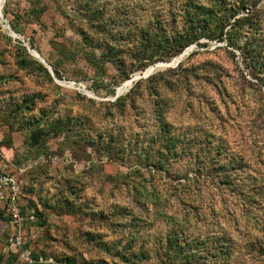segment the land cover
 <instances>
[{"label": "rangeland", "instance_id": "obj_1", "mask_svg": "<svg viewBox=\"0 0 264 264\" xmlns=\"http://www.w3.org/2000/svg\"><path fill=\"white\" fill-rule=\"evenodd\" d=\"M0 172L36 259L264 264V0H4Z\"/></svg>", "mask_w": 264, "mask_h": 264}, {"label": "built area", "instance_id": "obj_2", "mask_svg": "<svg viewBox=\"0 0 264 264\" xmlns=\"http://www.w3.org/2000/svg\"><path fill=\"white\" fill-rule=\"evenodd\" d=\"M21 187L15 176L0 172V203L3 205L7 215L11 218V223L15 227V233L11 239L13 251L19 254V260L23 264H75L61 262L54 259L44 260L43 258H34L31 251L24 248L25 241L22 228L27 220L20 205ZM28 219H35L34 215Z\"/></svg>", "mask_w": 264, "mask_h": 264}, {"label": "trees", "instance_id": "obj_3", "mask_svg": "<svg viewBox=\"0 0 264 264\" xmlns=\"http://www.w3.org/2000/svg\"><path fill=\"white\" fill-rule=\"evenodd\" d=\"M1 2H2V0H0V4H1ZM211 12L212 11L206 12L209 17L211 16ZM245 22H246L245 17H238V18L235 19L234 22L228 23L227 26L230 25L233 30L234 29H237V28L241 30V29H244L246 27L245 26ZM231 35L233 36V34H231ZM221 36H223V31H221ZM229 42L231 44V40H229ZM188 45L189 44H185L184 46H180L179 48L174 49L173 52H171L169 56H167V57H161L159 60H161V61H168V62L172 61L176 56H179L180 54H182L183 51H184V49ZM31 47L32 48H35L33 46V44H31ZM18 48H19L20 53L22 54V56H21V59L22 60L20 62L23 64V67L24 68L29 67L31 64L37 65L52 80V76L49 73L48 69L41 62H39L38 60H36V58L31 57L29 55V53L27 51V48L25 46L19 45ZM51 66H52L54 75L56 77H60V71H59V69L56 66H53V65H51ZM35 136H36V134L33 135V137H35ZM12 264H14V262H12Z\"/></svg>", "mask_w": 264, "mask_h": 264}, {"label": "water", "instance_id": "obj_4", "mask_svg": "<svg viewBox=\"0 0 264 264\" xmlns=\"http://www.w3.org/2000/svg\"><path fill=\"white\" fill-rule=\"evenodd\" d=\"M12 35L13 36H17V34L12 30ZM28 50H29V52L36 58V59H38L47 69H48V71H49V73L51 74V76L53 77V79L55 80L56 78H55V75H54V72H53V69H52V67H51V65L36 51V50H34L33 48H31V47H28ZM188 49L186 50V51H184L182 54H180V56H183L184 54H186V53H188ZM174 60H175V58L172 60V61H170V62H161V63H165V64H167V65H172V66H176V65H178V63H176V64H174ZM161 63H158L157 65H159V64H161ZM157 65H154L153 66V68L155 67V66H157ZM150 73L151 72H149V73H146V70L144 71V73L143 74H140V75H138V76H136V77H134V79L135 78H138V79H141V78H147L148 76H150ZM117 97H119V94L117 93L116 94V98Z\"/></svg>", "mask_w": 264, "mask_h": 264}, {"label": "bare ground", "instance_id": "obj_5", "mask_svg": "<svg viewBox=\"0 0 264 264\" xmlns=\"http://www.w3.org/2000/svg\"><path fill=\"white\" fill-rule=\"evenodd\" d=\"M3 2H4V0H2V2H1V4H0V9H1V7H2V4H3ZM34 55V54H33ZM181 59V56H179V57H177L175 60H174V64H176V63H179V60ZM160 65H164V66H169V65H167V64H165V63H161ZM150 69H152V68H149V70ZM134 80V78H132L130 81L132 82ZM133 84H134V82H133ZM132 84V85H133ZM132 86H130V88H131ZM121 88V87H120ZM120 88H119V93H124V92H122L123 91V89H122V91L120 90ZM130 88H128L127 89V91L130 89ZM126 91V92H127Z\"/></svg>", "mask_w": 264, "mask_h": 264}]
</instances>
